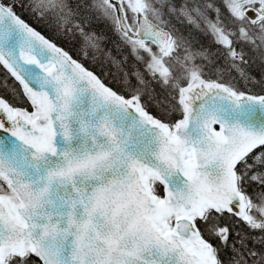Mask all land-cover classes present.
Listing matches in <instances>:
<instances>
[{
    "label": "snow or ice",
    "instance_id": "1",
    "mask_svg": "<svg viewBox=\"0 0 264 264\" xmlns=\"http://www.w3.org/2000/svg\"><path fill=\"white\" fill-rule=\"evenodd\" d=\"M0 264H264V0H0Z\"/></svg>",
    "mask_w": 264,
    "mask_h": 264
}]
</instances>
